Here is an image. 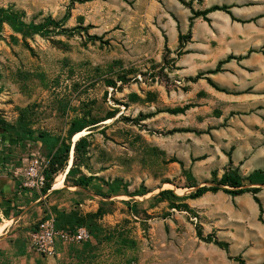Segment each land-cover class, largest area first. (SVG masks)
<instances>
[{
	"label": "rangeland",
	"instance_id": "374dc122",
	"mask_svg": "<svg viewBox=\"0 0 264 264\" xmlns=\"http://www.w3.org/2000/svg\"><path fill=\"white\" fill-rule=\"evenodd\" d=\"M205 3L264 6V0H0V8L18 11L28 23L69 13L65 30L51 35L23 37L9 19L0 32V126L16 127L25 110L34 131L24 137L1 131V171L18 180V213L37 200L0 264H238L237 255L264 264V212L251 193L208 191L175 204L157 197L166 189L186 196L229 167L242 175L264 169V87L245 76L212 79L218 88L206 75L192 81L197 74L178 67L169 46L173 32L188 31L192 8ZM188 104L183 113L171 112ZM110 113L115 116L74 135L66 166L44 193L52 156L40 134L61 141L73 120ZM85 135L88 145L76 154L75 142ZM33 166L44 175L41 187L25 185ZM82 175L119 180L122 187L105 198L95 191L107 187L94 181L85 193L71 186ZM259 197L264 209V188ZM63 211L101 214L80 226L88 239H59L54 257L30 251V232L49 217L55 224ZM7 225L0 224V234ZM197 226L227 241L229 250L200 240Z\"/></svg>",
	"mask_w": 264,
	"mask_h": 264
},
{
	"label": "trees",
	"instance_id": "16d2710c",
	"mask_svg": "<svg viewBox=\"0 0 264 264\" xmlns=\"http://www.w3.org/2000/svg\"><path fill=\"white\" fill-rule=\"evenodd\" d=\"M79 2H84L87 0H76ZM236 6L232 5H214L204 10H194L192 8V15L189 18V29L183 34H179V49L177 51V57L186 53L184 51L185 44L191 40L192 38V28L194 26V21L198 17H202L204 20L209 21L208 14L210 12L216 10L226 11L231 14L230 9ZM232 15V14H231ZM69 17V13H66L62 20H56L51 16L44 19L43 22L35 23L25 22L22 19V15L18 11H14L11 8H0V32L2 31L3 24L9 19L10 24L15 32L21 33L23 37H26L31 34H42V35H51L54 32L63 31L62 22ZM233 20L239 22H249L251 20H240L232 15ZM62 29V30H61ZM168 49V48H167ZM242 57H236L233 55H229L226 59L219 61L217 67L215 69L208 70L206 72H200L197 74L195 78H191L192 81H196L197 79L203 78L206 74H215L221 71V67L224 63L230 61L231 59H240ZM177 59V58H175ZM208 81L218 88L217 84H215L211 78L206 77ZM110 84L116 85L115 82L109 81ZM192 104L185 105L184 107H177L171 110L172 113H183L190 107ZM115 116V113H110L103 119L98 120L94 116L91 118H82L75 119L71 122V125L68 129L66 137H64L61 141L59 138L55 136H51L48 133H41L40 137L46 143H49L51 147V160L49 162L48 167L45 170L46 175V186L43 189V192L46 193L52 185V180L54 175L57 174L60 170H62L68 160L70 151L72 148V138L78 132L85 130L86 128L96 125L101 121L107 120ZM8 128L14 129L19 137L30 136L33 135L34 131L29 127V120L26 118L25 110H21L20 117L17 121V126L13 125L0 126V134L2 132L8 131ZM2 131V132H1ZM90 134V133H89ZM87 134V135H89ZM87 135L80 137L74 145L75 153L77 154L80 151H84L86 146L88 145ZM75 167L72 166L67 171L66 181H70L69 177L74 174ZM94 181H97L99 184H102L107 187V191H103L102 188H97L95 194L101 195L102 197L108 198L112 195H116L117 191L122 187V184L119 180H114L113 182H107L104 179L98 176H86L82 175L77 180H73L71 186L76 187L85 193H90V187L94 184ZM192 190L186 196H178L172 190L166 189L162 190L158 193L157 197L160 199H168L172 204H175V201L184 200L185 198L196 199L203 196L208 191L218 192L222 191L232 197L240 196L246 193H251L255 202L259 206L260 216H262L264 209L262 202L259 197V193L264 188V169H255L247 175H242L237 168L229 167L224 171V173L219 177L214 172V177L209 184L206 185H192ZM142 194H145L144 192ZM137 195V194H132ZM185 207H188L187 204H184ZM101 213H87L80 214L75 211L71 212H59L56 218L55 227L57 229H68L75 230L77 227L87 224V222L94 220V218L98 217ZM197 237L207 243H213L218 247L228 251L230 244L227 241L219 239L214 233L204 234L201 226H197L196 229ZM3 250L0 248V257L3 255ZM232 259L236 261L238 264H248L246 260L241 256H232Z\"/></svg>",
	"mask_w": 264,
	"mask_h": 264
},
{
	"label": "crops",
	"instance_id": "0c3cea01",
	"mask_svg": "<svg viewBox=\"0 0 264 264\" xmlns=\"http://www.w3.org/2000/svg\"><path fill=\"white\" fill-rule=\"evenodd\" d=\"M208 7L209 5L205 3L201 10ZM230 11L237 19L251 21L233 20L231 14L221 10L210 12L209 21L202 17L196 18L192 28V38L183 49L187 52L179 57L176 56L177 65L183 67L185 73L196 75L199 72L215 69L219 61L229 55L242 57L224 63L222 68L225 71L206 74L205 77L214 81L226 78L233 82L245 76L249 77L254 85L264 87V6L252 8L233 6ZM184 28H187V25ZM178 35L179 32H173L175 46L169 44L171 49L176 51L179 49ZM1 168L0 160V218L2 219L0 224L8 222L0 234V248L6 250L26 229V218L31 214L30 209L37 200L30 205H23V209L18 213L16 200L19 193L18 180L4 174Z\"/></svg>",
	"mask_w": 264,
	"mask_h": 264
},
{
	"label": "built area",
	"instance_id": "2783aa9c",
	"mask_svg": "<svg viewBox=\"0 0 264 264\" xmlns=\"http://www.w3.org/2000/svg\"><path fill=\"white\" fill-rule=\"evenodd\" d=\"M25 185L41 187L44 184L43 173L33 166L27 172ZM89 238V233L84 227L78 228L74 233L56 229L54 219L49 217L43 220L35 231L29 234V250L37 254L54 257L57 254L59 239L64 241L80 242Z\"/></svg>",
	"mask_w": 264,
	"mask_h": 264
},
{
	"label": "bare ground",
	"instance_id": "6f19581e",
	"mask_svg": "<svg viewBox=\"0 0 264 264\" xmlns=\"http://www.w3.org/2000/svg\"><path fill=\"white\" fill-rule=\"evenodd\" d=\"M64 177H65V173H63L62 176L59 178V180L56 183V186L60 187L63 184Z\"/></svg>",
	"mask_w": 264,
	"mask_h": 264
},
{
	"label": "water",
	"instance_id": "95a60500",
	"mask_svg": "<svg viewBox=\"0 0 264 264\" xmlns=\"http://www.w3.org/2000/svg\"><path fill=\"white\" fill-rule=\"evenodd\" d=\"M88 133H90V132H88Z\"/></svg>",
	"mask_w": 264,
	"mask_h": 264
}]
</instances>
